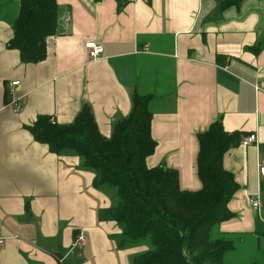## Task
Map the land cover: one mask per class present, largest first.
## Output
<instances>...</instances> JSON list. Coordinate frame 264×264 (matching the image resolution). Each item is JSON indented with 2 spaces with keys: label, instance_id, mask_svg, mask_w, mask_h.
Segmentation results:
<instances>
[{
  "label": "crops",
  "instance_id": "0c3cea01",
  "mask_svg": "<svg viewBox=\"0 0 264 264\" xmlns=\"http://www.w3.org/2000/svg\"><path fill=\"white\" fill-rule=\"evenodd\" d=\"M227 1L135 0L119 12L116 0H57L47 59L25 64L9 47L17 5L0 0V264H134L128 245L112 240L121 228L101 218L118 205L114 190L98 186L78 155L50 153L28 128L39 116L70 125L88 105L111 139L136 93L153 97L156 149L147 166L177 171L184 191L201 189L198 137L214 122L242 140L257 135V144L224 157L240 190L229 204L235 217L215 235L236 240L224 264H238L247 244L261 253L262 206L256 211L252 200L264 190V0L222 7ZM89 42L103 46L97 59ZM80 232L86 242L77 251Z\"/></svg>",
  "mask_w": 264,
  "mask_h": 264
},
{
  "label": "trees",
  "instance_id": "16d2710c",
  "mask_svg": "<svg viewBox=\"0 0 264 264\" xmlns=\"http://www.w3.org/2000/svg\"><path fill=\"white\" fill-rule=\"evenodd\" d=\"M12 1L18 12L9 47L19 52L25 64L45 61L48 40L58 34L57 0ZM243 1L228 0L222 7L240 6ZM116 2L119 12L130 3ZM152 101L151 95L134 94L132 113L115 125L111 139L100 134L88 105L70 125L39 116L28 131L54 155H78L84 167L95 172L98 186L114 190L118 205L103 211L101 218L121 228L122 246L149 240L153 248L138 255L134 264H224L225 255L236 249V240L216 236L215 229L235 217L229 204L240 186L223 162L231 149L240 146L242 134L226 132L221 119L200 134L197 173L201 189L184 191L177 171L147 166L156 149ZM258 249L264 257V232Z\"/></svg>",
  "mask_w": 264,
  "mask_h": 264
},
{
  "label": "rangeland",
  "instance_id": "374dc122",
  "mask_svg": "<svg viewBox=\"0 0 264 264\" xmlns=\"http://www.w3.org/2000/svg\"><path fill=\"white\" fill-rule=\"evenodd\" d=\"M260 203L262 207H261V216L258 217L259 225H258L257 234H262L264 232V190H263V193H260ZM112 240L116 241L118 244H121L124 241V236L122 233L117 234L112 237ZM143 246H147L148 250H140L138 252H133L137 248L143 249ZM127 248L130 249V253H132L131 255L132 257L133 256L137 257L138 255L149 252L153 249L149 240L139 241L136 243H132L131 245L129 244ZM73 254L77 256L76 252H74ZM236 262L238 264H242V263L243 264H253V263L264 264V257L262 253H258V251L254 249V247L251 244H247L243 247V251H241L240 255L237 257Z\"/></svg>",
  "mask_w": 264,
  "mask_h": 264
},
{
  "label": "built area",
  "instance_id": "2783aa9c",
  "mask_svg": "<svg viewBox=\"0 0 264 264\" xmlns=\"http://www.w3.org/2000/svg\"><path fill=\"white\" fill-rule=\"evenodd\" d=\"M129 1L133 2L135 0H129ZM68 20H70V17L68 18ZM85 48L88 50V55H89L90 59H97L104 52L103 46L101 44L96 43V42L87 43L85 45ZM17 85H19V82H15L12 84V86H17ZM258 90H260L259 87H258ZM21 110H22V108L19 107L18 110H16V111H21ZM257 141H258L257 135L251 134L250 136H247L246 138H244L242 140L241 144L244 147H250L252 145L257 144ZM259 173H260V176L264 178V162H261L259 164ZM260 205L261 204L258 201V199L252 200V206L258 212H260V207H261ZM85 242H86L85 234L83 232H80L76 235L75 241L72 244V248L76 249L78 251L79 249H81L85 245ZM4 243H5V238L3 237V235L0 231V250L4 246Z\"/></svg>",
  "mask_w": 264,
  "mask_h": 264
}]
</instances>
